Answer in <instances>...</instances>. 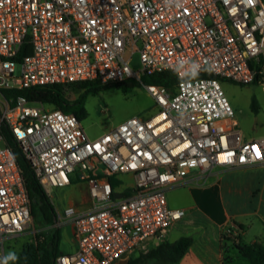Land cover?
<instances>
[{"label":"built area","instance_id":"1","mask_svg":"<svg viewBox=\"0 0 264 264\" xmlns=\"http://www.w3.org/2000/svg\"><path fill=\"white\" fill-rule=\"evenodd\" d=\"M165 71L180 79L175 94L142 83ZM258 77H264L263 0H0V264H8L5 244L34 220L7 134L45 189L75 180L90 188L91 211L57 212L56 227L72 225L77 251L56 264H121L163 244L185 217L184 209L169 206V190L216 169L264 166V136L243 137L222 83L250 85ZM127 80L145 87L155 112L95 139L75 114L3 94Z\"/></svg>","mask_w":264,"mask_h":264},{"label":"rangeland","instance_id":"2","mask_svg":"<svg viewBox=\"0 0 264 264\" xmlns=\"http://www.w3.org/2000/svg\"><path fill=\"white\" fill-rule=\"evenodd\" d=\"M133 66L136 69H139L140 65L137 62V58L135 59ZM222 83L226 95L235 108L236 116L242 127L243 137L258 138L264 136V80L250 85L236 84L228 80H224ZM77 87L73 84L68 87L67 96L72 101L77 100L79 96L87 90V88L81 90ZM253 97L257 100L259 107L258 114H255L251 108ZM84 100L89 116L85 117L82 124L90 137L94 139L117 127L130 117L138 116L146 118L155 112V101L147 93L143 85L130 88L127 92L114 85L107 86L97 92L88 93L84 96ZM47 108L52 109L50 107ZM207 187H210V183L203 178L202 181L194 184L192 188L199 190ZM46 191L59 213H62L69 206H73L80 211H87L89 208L87 200L91 195L90 188L86 182H74L72 185L63 188L48 187ZM192 195L196 198L195 194ZM193 200L195 201V199ZM198 203L203 204L199 199ZM244 204L241 205L243 210L247 209V207L250 208L251 206L249 203ZM234 207L235 205L228 201L227 208L233 210ZM236 208H238V206H236ZM244 212L245 211L242 213ZM199 219L200 218L197 217L196 213L189 211L185 217V222L179 224V226H181V234L187 232L194 226H200ZM233 219L234 221H237L235 220V216L231 215L229 226L226 229H223L222 232L223 240L227 242V245H231V243L229 242L230 240H226L232 239L234 234L237 237H241L240 232L242 231L239 227H235L236 225H234ZM250 219V216H248L247 220L253 224L251 229H249L247 222L245 223L248 227L246 231L247 240H251L254 238V235L258 234L256 229L258 221ZM202 224L205 228L210 229L212 235H215L214 233H216V229L205 222H202ZM229 231H231L230 235L228 233ZM50 232L51 227L43 226L38 220L34 219L31 228L26 233L5 244L4 248H6L7 251L6 256L8 258V263L9 260L11 261L15 256L18 248H20L22 244L34 241L37 236L48 235ZM189 234L191 233H188V235ZM176 235L177 232L174 233L173 240L176 238ZM153 264L160 263L156 262ZM233 264L251 263L245 260H240Z\"/></svg>","mask_w":264,"mask_h":264},{"label":"crops","instance_id":"3","mask_svg":"<svg viewBox=\"0 0 264 264\" xmlns=\"http://www.w3.org/2000/svg\"><path fill=\"white\" fill-rule=\"evenodd\" d=\"M240 128L242 131L241 124ZM203 178L210 183V187L199 190L192 188L194 184L202 181ZM123 180L125 182L133 181L131 176H124ZM196 180L197 182L194 184L178 186L169 190L167 193L168 204L171 208L184 209L186 211L185 217L189 211H192L201 219H199L200 226H194L187 232H183V234H181V226H179V224L185 222V217L175 222L169 230L166 238L168 242H175L183 237H190L193 239L192 246L179 264H225L226 255L233 258L231 264L240 260H245L239 255L238 251L232 247H228V254H225L223 249L225 241L223 240L222 232L223 229L229 226L231 215H233L236 218L235 220H237L234 221L233 219L234 225H236L235 227H238L237 224L244 226V230L240 232L241 237H238V239H241L246 244H264V166L241 169H216L206 176H198ZM74 182L78 181L75 180ZM192 194H195L196 198H194ZM193 199H195V201ZM198 199L201 200L203 204H199L200 202L198 203ZM87 201L89 203L87 211H91L94 206L93 200L89 197ZM228 201L235 205L233 210L227 208ZM244 203H249V205H251L250 208L247 207V209L243 210L241 205ZM236 206H238V208H236ZM243 211L245 212L242 213ZM248 216L258 221L256 224L258 234L254 235V238L251 240L246 239L247 228L249 227V229H251L253 226V224L247 220ZM202 222L216 229L215 235H212L210 229L205 228ZM246 222L248 227L245 224ZM175 232H177V235L173 240ZM188 233L192 235H188ZM61 236V254L75 253L77 251V240L72 225H64V227L61 228ZM228 241L231 244L234 242L233 239H228ZM4 254H7L6 248ZM141 256L142 255L134 259L125 260L121 264H133ZM153 263H156V261L142 259L139 264Z\"/></svg>","mask_w":264,"mask_h":264},{"label":"trees","instance_id":"4","mask_svg":"<svg viewBox=\"0 0 264 264\" xmlns=\"http://www.w3.org/2000/svg\"><path fill=\"white\" fill-rule=\"evenodd\" d=\"M26 53L27 50H24L21 55ZM263 78L264 77H258L255 83L263 80ZM141 80L144 85L165 87L172 95L176 93L177 86L180 82L177 74L172 71L145 75ZM70 85L71 84H56L26 89H11L4 90L3 94L9 100L24 97L30 103L43 104L52 109H59L68 114H75L82 122L85 117L89 116L84 96L90 92H97L106 87H101L93 83H75L73 85L75 87L78 86V89L82 90L83 88H87V90L82 93L77 100L72 101L67 96V90ZM140 85V82L136 80H127L114 86L122 88L127 92L130 88H135ZM251 108L255 114L259 113V107L255 97L252 99ZM4 131H6V128H4ZM7 140L9 145L14 149L17 162L22 169L25 185L32 203V214L34 219L38 220L43 226L51 227V232L48 235H39L34 241L22 244L8 264H56L57 258L62 255L60 251L62 237L61 228L56 227L58 222L56 221L58 218L56 207L37 176L34 167L23 153L21 146L10 134H7ZM110 181L114 189L120 188L121 181H118L116 178H112ZM237 225L241 231L244 230L243 225ZM226 241H228V239ZM192 244L193 239L190 237H183L175 242L166 241L159 247L143 254L133 264L141 263L142 259L154 260L160 264H179ZM228 247L236 249L239 255L251 264H264V244H246L241 239L234 241L231 245H227V242H224L223 249L225 254H228ZM232 262L233 258L226 255L225 264H231Z\"/></svg>","mask_w":264,"mask_h":264},{"label":"water","instance_id":"5","mask_svg":"<svg viewBox=\"0 0 264 264\" xmlns=\"http://www.w3.org/2000/svg\"><path fill=\"white\" fill-rule=\"evenodd\" d=\"M117 198H120L121 197V195L120 194H116L115 195ZM58 219H56V221H57Z\"/></svg>","mask_w":264,"mask_h":264}]
</instances>
